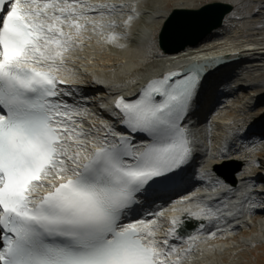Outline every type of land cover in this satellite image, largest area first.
Wrapping results in <instances>:
<instances>
[{"label": "snow or ice", "instance_id": "1", "mask_svg": "<svg viewBox=\"0 0 264 264\" xmlns=\"http://www.w3.org/2000/svg\"><path fill=\"white\" fill-rule=\"evenodd\" d=\"M124 7L0 0V264H184L197 243L216 238L221 217L233 215L189 194L163 239L162 211L138 216L193 158L185 121L208 63L153 79L135 99L116 97L115 119L100 128L85 127L89 110L64 99L76 91L67 90L75 78L68 59L86 38L125 46L115 31ZM132 12L125 29L139 16ZM188 219L215 222L216 230L199 223L189 233Z\"/></svg>", "mask_w": 264, "mask_h": 264}, {"label": "bare ground", "instance_id": "2", "mask_svg": "<svg viewBox=\"0 0 264 264\" xmlns=\"http://www.w3.org/2000/svg\"><path fill=\"white\" fill-rule=\"evenodd\" d=\"M169 1H175L177 7L173 8H180L182 2L191 0H88L126 6L115 16L119 25L115 31L126 37L119 44L125 46L108 45L96 35L86 38L83 50L68 59L67 68L75 78L70 80L67 90L76 91L64 99L89 110L91 115L83 121L85 127L100 128L105 121L115 119L111 112L116 111V97L131 99L149 81L168 72L208 59L225 58L229 66L206 76L198 101L185 121L193 158L182 171L178 195L157 210L163 212L158 217L162 228L157 238L163 239L169 219L180 215L175 209L184 206L179 203L182 197L192 194L194 199L213 207L226 204L233 215H223L216 238L203 240L202 237L203 242L196 244L184 264H243L238 254L256 239H264V192L257 185L264 173V161L256 155L257 151L264 150V128L259 126L264 123V116L241 123V118H235L233 113H246L256 102L264 100V0H215L232 7L222 25L195 46L177 53H163L158 46V34L173 9L166 8ZM133 6L139 16L125 29L123 21L129 14L135 15ZM184 8L188 7L184 5ZM247 90L255 93L249 95ZM230 98L237 104L231 103ZM116 127L124 131L118 124ZM253 130L262 136H249ZM221 156L226 158L220 159ZM226 161L238 164L233 178L223 182L230 187L215 183L221 176L216 174L214 166ZM261 165L263 169L258 170ZM43 194V190H38L37 195ZM144 212L156 210L143 208L138 216ZM187 221L195 222L189 233L199 223H204L206 230H216L215 222ZM248 229L254 232L246 234Z\"/></svg>", "mask_w": 264, "mask_h": 264}, {"label": "water", "instance_id": "3", "mask_svg": "<svg viewBox=\"0 0 264 264\" xmlns=\"http://www.w3.org/2000/svg\"><path fill=\"white\" fill-rule=\"evenodd\" d=\"M232 10L228 4L221 2H208L197 8H173L158 34V46L163 53H177L189 46H195L205 39L212 31L222 25L226 14ZM225 58H214L204 63L209 65L224 64ZM207 71H205L206 75ZM234 164L226 161L223 164L214 166L217 175L222 176L226 181L232 179L238 168L228 170L225 165ZM195 222L186 221L187 232L194 229Z\"/></svg>", "mask_w": 264, "mask_h": 264}, {"label": "rangeland", "instance_id": "4", "mask_svg": "<svg viewBox=\"0 0 264 264\" xmlns=\"http://www.w3.org/2000/svg\"><path fill=\"white\" fill-rule=\"evenodd\" d=\"M211 1H215V0L184 1L182 2V5L193 8ZM173 7H177L175 5V1H169L166 4V8L168 9H171ZM247 93L250 95L251 93L254 94L255 92L254 90H247ZM230 99H231V103L237 104V102L234 101L232 98ZM233 116H235V118H241L240 119L241 123L245 122L247 119L249 120L251 117H255L257 119L259 117L264 116V100L261 99L259 102H256L253 109H251L250 111L248 110L246 113L243 112L233 113ZM262 140H264V138H262ZM256 155L259 160L264 161V150L257 151ZM225 166L228 170H230L232 167L233 168L235 167V163L227 164ZM262 168L263 166L261 165L258 168V170H262ZM250 230L248 229L246 234H251L254 232L253 229ZM238 260L242 261L243 264H264V239L263 240L256 239L253 245L251 244L250 246L246 247L245 250H243L241 253L238 254Z\"/></svg>", "mask_w": 264, "mask_h": 264}]
</instances>
